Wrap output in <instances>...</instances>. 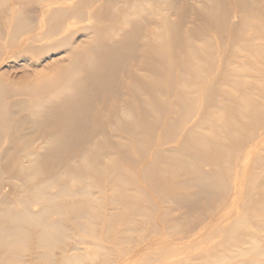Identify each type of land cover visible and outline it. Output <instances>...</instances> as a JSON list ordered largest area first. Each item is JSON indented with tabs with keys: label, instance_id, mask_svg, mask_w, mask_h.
Segmentation results:
<instances>
[{
	"label": "rangeland",
	"instance_id": "rangeland-1",
	"mask_svg": "<svg viewBox=\"0 0 264 264\" xmlns=\"http://www.w3.org/2000/svg\"><path fill=\"white\" fill-rule=\"evenodd\" d=\"M222 7L223 29L214 19ZM140 18L146 23L135 55L116 72V94L104 96L115 112L99 103L95 115L103 122L132 117L140 148L128 132L95 131L67 161L45 155L62 125L42 126L44 101L65 95L51 81L61 75L58 82L75 83L93 56L74 51L98 32L113 44L134 31L126 21ZM160 41L167 58L150 50ZM153 79L163 96L142 88ZM0 90V225H10L8 210L49 212L48 221L61 224L53 264H264V0H0ZM179 95L191 103L188 116L175 114ZM164 97L171 107L158 110L153 127L140 107ZM243 101L255 105L252 119L241 113ZM199 136H213L220 148L237 142L227 170L205 156ZM181 155L198 159L201 174L219 173L220 192L209 201L191 199L194 189L183 193L181 179L158 182L163 171H153L155 162L171 170ZM79 173L85 178L75 180ZM42 189L57 195L59 208ZM85 208L94 216L90 231L75 221ZM31 232L20 264H49L39 259V230ZM0 264H11L2 249Z\"/></svg>",
	"mask_w": 264,
	"mask_h": 264
},
{
	"label": "bare ground",
	"instance_id": "bare-ground-1",
	"mask_svg": "<svg viewBox=\"0 0 264 264\" xmlns=\"http://www.w3.org/2000/svg\"><path fill=\"white\" fill-rule=\"evenodd\" d=\"M35 2H41L42 0H33ZM108 4V1L106 2ZM151 13V12H149ZM226 13L227 10L223 7L218 11V14L214 17L217 21L219 28L223 29V25H226ZM58 15L57 17H59ZM74 19L80 20L77 16ZM72 22V21H71ZM128 24L134 27V31L126 30L122 32L113 44H105V40L108 34L96 33L92 37L90 45L86 46L82 50H75V53H79L84 56L92 55L85 59L81 64V71L83 73L82 78L73 82H58L61 75L52 80V84H57V89H60L65 95L58 101L51 104L49 98L44 101L43 108H48L45 115H42V126L48 127L55 125L61 129L58 131L56 137L46 150L45 155L54 156L56 160L67 161L70 157L76 155L81 149L87 148V142L95 131H102L111 135L113 132L124 131L134 138V142L137 149L140 148L142 139L137 134V126L135 120L130 117L127 119H121L119 122L114 119L110 122H103L99 118H95L96 107L99 103L105 104V112L114 113L115 106L110 105L108 100L104 96H110L116 94L118 90L119 80L116 72L123 65L126 58L134 57V47L137 46V36L146 23V18H140L133 21H126ZM63 22L56 25L52 31V35L58 34L62 30ZM72 24V23H71ZM58 31V32H57ZM180 40L172 44L173 46L179 45ZM104 46H101V45ZM164 43L159 42L155 46L151 47V52L155 55L163 56L167 58L166 52L163 48ZM196 52V50L194 51ZM71 53V52H70ZM143 63V62H142ZM70 64L67 63L63 70H69ZM58 82V83H57ZM142 88L150 90L153 93L156 90H160L161 83L157 80L141 81ZM137 88L138 86H134ZM145 90V92H146ZM162 91L160 93L162 95ZM3 91L0 90V98H2ZM103 95V97H102ZM163 96V95H162ZM155 104L156 98L149 97ZM179 109H174L175 114L179 117H185L191 112L192 106L189 101L183 95H179L178 104ZM242 114H245L248 119H252V110H255V105L249 102L243 101ZM166 105L169 107L168 100L164 97V102H161L158 106L143 105L140 107V112L146 117L147 122H151L153 127L160 123L158 110L163 112ZM0 107L1 102H0ZM126 115H132L131 104H127L124 107ZM247 113L249 115H247ZM118 122V125L115 126ZM111 127L108 130L107 127ZM152 134H149V138ZM230 143L220 148L214 145V138L199 136L198 144L204 147L205 156H214L219 159L221 163V169L227 170L229 166L228 159L231 156L233 148L237 145V142L232 139ZM235 145V146H234ZM114 148H117L114 145ZM141 154L140 152H138ZM124 158L129 159V163L135 160L130 154L125 153ZM190 158L193 160H187ZM160 166L159 170L163 171L162 174H157L158 182L163 179H181L178 180V188L183 193L190 192L192 189L193 195L191 199H200L209 201L215 194L220 192L221 186L216 181L215 177L219 174H201L200 161L194 157H187L181 155L178 157L176 163H173L171 170L163 168L161 163L155 162L153 165V171L156 167ZM163 168V169H161ZM80 170H84L85 166L81 165ZM93 170H97L95 166H92ZM164 171H168V175L163 174ZM152 174L149 175L151 177ZM85 178L79 173L74 179L80 180ZM151 183H155V178H147ZM127 177L122 179L123 184L127 183ZM162 181V180H161ZM48 183V182H46ZM81 195H90V191L87 188L81 189L79 192ZM72 193H70L71 195ZM40 195L47 201L54 204L56 194H51L45 189L40 191ZM191 202V201H188ZM59 208L58 205H55ZM49 212H33L29 207L25 206L21 211L16 212L8 210L4 219L10 222L9 226L0 225V249L7 255L11 264H20L18 259L19 253L25 251L32 238L31 229L35 228L39 230L38 246L41 248L39 255L40 260L53 264L54 251L59 241V231L61 228L60 222L50 223L48 221ZM94 216L87 209H83L81 213L76 217L75 221L79 227L85 228L90 231V224L94 221Z\"/></svg>",
	"mask_w": 264,
	"mask_h": 264
}]
</instances>
